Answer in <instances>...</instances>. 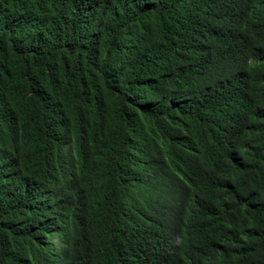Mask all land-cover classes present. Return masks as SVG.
<instances>
[{"label":"trees","instance_id":"obj_1","mask_svg":"<svg viewBox=\"0 0 264 264\" xmlns=\"http://www.w3.org/2000/svg\"><path fill=\"white\" fill-rule=\"evenodd\" d=\"M0 264H264V0H0Z\"/></svg>","mask_w":264,"mask_h":264}]
</instances>
